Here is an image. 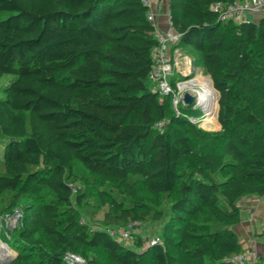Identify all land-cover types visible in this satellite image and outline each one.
Here are the masks:
<instances>
[{
	"label": "trees",
	"instance_id": "trees-1",
	"mask_svg": "<svg viewBox=\"0 0 264 264\" xmlns=\"http://www.w3.org/2000/svg\"><path fill=\"white\" fill-rule=\"evenodd\" d=\"M217 1L233 0H168L181 46L219 94L221 149L202 152V130L146 83L156 40L142 0H0V199L37 200L6 264H70L68 253L105 264L97 248L116 264H232L247 248L233 225L241 197L264 196V15L222 22ZM76 162L103 180L102 228L78 216L93 192L75 184ZM135 175L167 196L168 214L142 200ZM165 216L156 244L107 231Z\"/></svg>",
	"mask_w": 264,
	"mask_h": 264
},
{
	"label": "rangeland",
	"instance_id": "rangeland-1",
	"mask_svg": "<svg viewBox=\"0 0 264 264\" xmlns=\"http://www.w3.org/2000/svg\"><path fill=\"white\" fill-rule=\"evenodd\" d=\"M6 13L0 12V17L5 16ZM181 46V44H180ZM182 48V55L189 54L188 46H181ZM192 59V57H191ZM193 62V59H192ZM200 68L199 66H197ZM201 69V68H200ZM178 78V76H177ZM181 79H184V77L181 76ZM2 80H0L1 83ZM196 81V80H195ZM198 81V87L196 85H193L195 89V96L197 94V89L200 88V84L204 83L205 81ZM147 85H149L150 88H152V83L150 81L146 82ZM212 84V82H211ZM187 86H190L187 84ZM213 87V85H212ZM214 88V87H213ZM214 90L218 91L214 88ZM219 96V94H218ZM182 109H184L186 112L193 114L195 116H198L200 118V121L195 122L197 126L202 130V137H198L194 140L195 147L198 151H210V150H220L221 149V143L217 137V135L221 132L222 128L217 120V114H218V97H217V111L216 115L212 116L208 121L212 122H204L201 120V116L203 114V109L201 107L196 106L194 104L192 105H182ZM3 171V166L0 161V172ZM74 172H75V184L81 188L84 189H90L93 194L91 196L93 197V206H86L85 209H79L78 216L80 220L84 223H87L91 225L92 228L97 227H104L106 226V217L105 214L108 210V203L100 202L98 199V195L95 193V187H101L103 186V180L100 176L91 174L85 168L79 163L76 162L74 164ZM130 182H133L135 185L136 190L138 193L142 196V200L160 208L161 210L166 211L168 214V207L170 204L169 199L166 195H155L152 192H150L146 184L144 182L143 177L140 175L131 176L129 178ZM90 185V188L87 186ZM112 188V187H111ZM12 194L13 192L7 191L5 192L1 199H0V244L4 245L5 250L8 252L5 255L0 254V264H6L8 263L14 256L15 251L11 246L9 245L7 240H13L17 237L20 230H22L23 225V219L24 215L29 211V209L37 204V200L35 197H32L28 200L22 201L20 204L16 206H11L12 203ZM254 198H258V201L264 202V196L258 197L253 195H244L239 200L238 204L241 208V217L240 221L233 225V228L236 227L241 223L242 220H246L249 223V230L251 233H253L255 236L259 233V231H262L264 229V214H260L257 218L251 214V201ZM167 219V216L165 218H162L160 220H152L151 217H147L145 221V227L143 229V232L141 233L142 240L145 244V246L150 245L151 241L154 238H157L160 240V235L162 233V228ZM109 226V224H108ZM116 227L118 225L113 224L109 227ZM123 245L131 248H135V238L131 237L127 240H121L120 241ZM261 242V248L258 246H254V248L257 249L259 254L264 253V249L262 248L264 245V240H260ZM90 254L98 257L100 260H102L105 264H116L115 262L111 261L106 253V251L102 248L92 249L90 250ZM67 261L70 264H85L84 259L80 255L75 254H69L67 257ZM191 264H197L196 262H192Z\"/></svg>",
	"mask_w": 264,
	"mask_h": 264
},
{
	"label": "built area",
	"instance_id": "built-area-1",
	"mask_svg": "<svg viewBox=\"0 0 264 264\" xmlns=\"http://www.w3.org/2000/svg\"><path fill=\"white\" fill-rule=\"evenodd\" d=\"M147 6V18L154 26L153 36L156 40L151 49L152 65L149 73V81L152 83V89L159 94V100L163 101L166 96H171V107L176 115L184 116L192 122L200 120L198 116L190 114L181 108L182 105H197L195 89L193 85L187 86L185 83L198 80L210 81V77L196 67L191 57L182 55L180 46L181 35L175 30L169 16L166 24L161 26L159 23V9L162 8V0H142ZM211 9L218 13V19L222 22L250 21L249 14H264V0H233L228 3L221 1L214 2ZM178 76V78H177ZM181 76L184 79H181ZM198 87V85H196ZM189 92L194 101L191 104L183 102V94ZM198 106V105H197ZM203 111L202 118L205 117ZM203 121V120H202ZM165 121L157 124L160 128ZM143 220H130L124 226L118 228H107V231L118 241L127 240L138 234L141 235L145 227ZM160 240L154 238L151 244L159 243ZM66 255V259L68 257ZM260 254L254 247H247L240 252L234 253L225 258L232 264H259Z\"/></svg>",
	"mask_w": 264,
	"mask_h": 264
},
{
	"label": "crops",
	"instance_id": "crops-1",
	"mask_svg": "<svg viewBox=\"0 0 264 264\" xmlns=\"http://www.w3.org/2000/svg\"><path fill=\"white\" fill-rule=\"evenodd\" d=\"M167 16H168V0H162V8L159 9V16H158L159 23L161 26L166 24ZM260 16H262V15H257V14H249L248 15L250 21H255ZM186 49H188V48H186ZM187 55L189 57H191L190 54H187ZM250 207H251L250 210L252 212L251 214H253V216L255 218H257L260 214H264V202L258 201V198H254L251 201ZM241 213H242V211H241ZM237 226H238L237 229H236V227L233 229L237 233V235L239 237V241L243 247L258 246L259 248H261L260 239L257 236H255L253 233H251V231L248 229L249 228L248 221L242 220L241 223ZM262 248L264 249V246Z\"/></svg>",
	"mask_w": 264,
	"mask_h": 264
},
{
	"label": "bare ground",
	"instance_id": "bare-ground-1",
	"mask_svg": "<svg viewBox=\"0 0 264 264\" xmlns=\"http://www.w3.org/2000/svg\"><path fill=\"white\" fill-rule=\"evenodd\" d=\"M187 84L197 85L198 81H195V80L189 81L188 83H185V85ZM196 91H197L196 104L199 105V107H201L205 112V115H204L205 117L203 118L201 117V120H203L205 123L212 122L213 120L212 121H208V120H211L212 119L211 117L216 115L218 94L213 89L211 85V80L207 82L205 81L204 83L200 84V88L197 89ZM8 252L5 250L4 245L0 244V254L5 255Z\"/></svg>",
	"mask_w": 264,
	"mask_h": 264
},
{
	"label": "water",
	"instance_id": "water-1",
	"mask_svg": "<svg viewBox=\"0 0 264 264\" xmlns=\"http://www.w3.org/2000/svg\"><path fill=\"white\" fill-rule=\"evenodd\" d=\"M193 101H194V97L189 92H185L183 94V102L185 104H191Z\"/></svg>",
	"mask_w": 264,
	"mask_h": 264
}]
</instances>
